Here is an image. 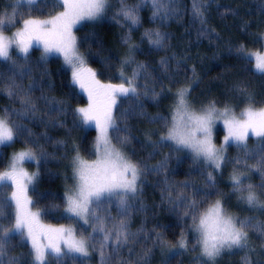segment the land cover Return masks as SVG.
<instances>
[{"label":"trees","instance_id":"obj_1","mask_svg":"<svg viewBox=\"0 0 264 264\" xmlns=\"http://www.w3.org/2000/svg\"><path fill=\"white\" fill-rule=\"evenodd\" d=\"M127 3L135 5L138 0H127ZM172 4L170 15L163 20L152 18L151 3L142 5L139 24L131 26L122 16H117L121 7L119 0H111L109 9L99 22L83 25L74 31L86 66L96 73L101 83L118 84L122 70L129 77L137 70L138 64L146 68L135 81L139 98H121L116 107L119 115L116 123L121 129L127 128L129 140L121 145L113 139V144L147 171L139 181L142 190H138L136 199L129 200L131 209L127 223L136 239L118 253L113 252L109 244L105 249L109 264H201L198 246L193 247L195 235L187 231L192 221L191 217L184 216L186 204L181 195L189 199L193 196L203 198L207 192L214 202L216 193L222 192V202L230 213L241 219L251 218L254 224L264 223V212L250 210L238 203L236 195L231 193L229 176L233 164H226L216 173V187L208 189L206 166L194 163L181 151H175L170 142L160 141L166 132L160 118L167 117L170 124L172 105L179 88L190 86L189 97L197 107L215 100L218 107L231 105L239 115L246 106L245 95L237 90L240 87H245L252 94L256 107L264 106V76L256 73L253 63L245 60L238 51L241 46L248 52L261 51L264 0H172ZM197 9L202 10V15L196 14ZM10 10V0H0V13H10ZM60 10L41 5L33 15L47 18L50 13ZM20 25L10 28L5 35ZM148 30L164 35L163 47L149 43L144 35ZM125 37H130L131 44L136 46L131 52L132 62L127 64L123 63L130 55L129 45L124 43ZM11 55L17 66L0 61V88L3 89L0 91V116L8 110L9 119L17 121L25 131L11 145H0V173L7 169L12 154L29 147L27 141H36L47 158L37 164L38 179L29 191L31 207L34 211L44 210L41 220L47 225H72L77 236L95 235L99 247L101 234H93L91 222L82 227L63 214L65 190L75 184L74 148L79 149L85 160L95 158L96 133L81 123L76 112L85 106V99L58 57L50 55L47 60H42V50L35 47L30 49L27 64L14 48ZM162 61H167V65ZM9 78L35 101L34 115L23 110L19 98L7 95ZM153 90L159 94L156 98L151 96ZM145 91L149 95H144ZM121 113H126L127 117L121 118ZM120 135L123 136L124 132ZM259 140L249 138L247 141L253 153L261 151ZM242 155L237 146H230L225 156L233 160ZM256 158L249 159L248 163L254 164ZM165 163L166 167L163 166ZM237 167L243 168V165ZM245 179L254 185L262 182L260 173L256 171L248 172ZM6 194L11 196L9 182ZM208 206L207 203L202 205L201 210ZM98 215L109 217V225L124 219L115 199L108 205L102 203ZM182 232L189 241L187 251L173 247L178 244ZM158 236L163 237L164 243L157 239ZM249 236L250 246L255 249L249 254L251 264H264L262 238L253 231ZM145 250H150V253L142 258ZM30 251L27 241L21 242L17 237L13 239L9 255L19 258V264H32ZM244 256L240 250L225 252L217 264H244ZM49 264L56 262L50 260ZM63 264H101V256L99 251H91L87 258L65 256Z\"/></svg>","mask_w":264,"mask_h":264},{"label":"snow or ice","instance_id":"obj_2","mask_svg":"<svg viewBox=\"0 0 264 264\" xmlns=\"http://www.w3.org/2000/svg\"><path fill=\"white\" fill-rule=\"evenodd\" d=\"M119 2L121 7L117 16H122L131 26L139 24L142 5L151 3L153 19H166L173 9L172 0H138L135 5H129L127 0ZM49 3L53 10H62L55 14L50 13L47 18L33 15L41 5L48 6ZM10 4V13H0V61L17 66V61L11 55V50L15 48L27 64L30 49L35 43L42 47V60H47L52 54L61 56L71 69L73 82L87 93L88 107L78 108L76 112L81 123L94 124L98 131L94 144L96 158L89 162L81 157L78 148H74L72 165L75 184L65 193V210L84 224L91 222L93 234H101V243L97 247L95 235L81 234L77 237L75 229L71 227L46 225L41 220L44 210L32 211V200L27 195V187L33 183L38 173L29 174L23 164L25 161L39 164L41 159L47 158V154L36 141L29 140L27 143L30 146L15 153L8 169L0 173V264H19V258L9 255L13 239L17 237L21 242L27 241L30 244L32 264H49L50 260L63 264V258L68 253L87 257L91 251H99L101 264H109L105 257V249L109 244L112 245V251L118 253L136 239V234L130 231L127 223L131 209L129 200L136 199L138 190H142V183L138 182L147 171L113 144V139L121 145L129 140L127 128L121 129L117 125L113 110L119 97L131 95L139 98L135 81L146 68L143 64H138L131 78L126 77L122 70L120 83L105 84L86 66L84 57L78 50L73 29L82 20L101 17L109 9L111 0H10ZM196 14L202 15V10L197 9ZM25 15L27 18H24ZM18 23L22 26L11 36L5 35L6 31L16 27ZM144 35L148 37L150 44L164 46V35L161 32L148 30ZM124 43L129 45L130 55L124 61L127 64L132 62L131 52L136 46L131 44L130 37H125ZM238 51L245 60H254L257 72L264 73V53L248 52L243 46ZM162 64L166 66L167 61H162ZM237 90L245 95L246 101V106L239 115L231 105L218 107L215 100L197 107L190 100V86L179 88L172 105L171 125L169 126L167 117L160 118L167 129L166 134L161 135L160 141L171 142L175 151L187 150L194 163L202 161L206 166L208 189L216 187L215 174L226 164H233L229 176L231 193L236 195L238 203L246 205L250 210L264 212V106L256 107L254 97L245 87ZM0 91L3 89L0 88ZM7 95L19 98L23 110L35 114V101L12 78L8 81ZM144 95L149 93L145 91ZM158 95L154 90L151 92L152 98ZM9 116L8 110L0 116V145L11 144L24 135L23 126L10 120ZM126 117V113H121V118ZM217 121H222L227 129V135L219 147L212 138V129ZM122 131L123 136L120 135ZM250 133L261 138L258 141L261 151L258 153H253L248 148ZM230 144H235L243 155L229 160L225 152ZM251 158H256L254 164L248 163ZM239 165H243V168L237 167ZM163 166L166 167V163ZM251 171L260 173L261 184L254 185L245 179ZM8 182L15 189L10 197L6 194ZM216 196L213 202L207 192L203 194V198L193 196L189 199L181 195L186 204L184 216L191 217L192 221L187 231L195 234L193 247L200 246L201 264H217L225 252L232 253L234 250L243 251L244 264H251L249 254L255 249L250 246L249 232L259 234L262 238L261 249L264 250V223L254 224L251 218L241 219L230 213L222 202L224 194L217 192ZM113 199L118 202L120 215L124 219L109 225L110 218L102 217L98 212L102 203L108 205ZM206 203L210 206L201 210V206ZM157 239L164 243L163 237L158 236ZM177 246L188 250L189 241L184 232L181 233L178 244L173 247ZM148 253L150 250H145L142 258Z\"/></svg>","mask_w":264,"mask_h":264},{"label":"rangeland","instance_id":"obj_3","mask_svg":"<svg viewBox=\"0 0 264 264\" xmlns=\"http://www.w3.org/2000/svg\"><path fill=\"white\" fill-rule=\"evenodd\" d=\"M46 8H48V9H52L53 10V8L51 7V4L49 3V5L48 6H46ZM62 10V9H61ZM11 11V10H10ZM104 16V14L101 16V17H99V18H97V19H94V20H87V19H85V20H82L79 24H77L76 26H75V28L73 29V34H74V31L77 29V28H79V27H81V26H83V25H86V24H95V23H97V22H99L101 19H102V17ZM20 26H22V25H20ZM17 29H15V30H13L11 33H9L8 34V36H11L12 35V33L14 32V31H16ZM261 45H262V48H261V51L260 52H262V53H264V35L261 37ZM33 47H35V48H38V49H40V50H42V47L41 46H38V45H36L35 43L33 44ZM14 50H16L15 48H14ZM53 56H55V57H58L60 60H61V62H62V64L64 65V67L67 69V71L70 73V76H71V80H72V72H71V69H70V67L69 66H67L65 63H64V61H63V58L61 57V56H59L58 54H52ZM252 63H253V68H254V71L256 72V73H258V74H261V75H263L264 76V73H259V72H257L256 70H255V66H254V60H250ZM124 63V62H123ZM123 69H124V67H123ZM124 72V71H123ZM124 75L126 76V77H128V75L126 74V72H124ZM119 76H120V78H121V73L119 74ZM129 78H131V76H129ZM72 82H73V80H72ZM121 82V80L118 82V83H120ZM73 84L75 85V87L77 88V90L79 91V93L84 97V99H85V108L86 107H88V103H89V101H88V96H87V93L86 92H84L83 90H81L80 89V87L77 85V84H75L74 82H73ZM129 96H131V95H129ZM121 98H124V97H119L118 98V100H117V105H116V107L118 106V103H119V101H120V99ZM116 107L114 108V110H113V115H114V117H118L119 115H118V112H116ZM114 111H115V113H114ZM171 125V122H170V124H169V126ZM85 126H87V127H89V128H91V129H93L94 131H95V133H96V138H97V136H98V131H97V129L95 128V125L94 124H89V125H85ZM166 131H167V129H166ZM165 134H166V132H165ZM227 135V129L224 127V125H223V123H222V121H217L215 124H214V126H213V129H212V138H213V141H214V143H216V145L219 147L221 144H222V142H223V139H224V137ZM249 138H253V139H255V140H257V139H261V138H257V137H255V136H253L251 133L249 134ZM249 138H248V140H249ZM247 140V141H248ZM171 143V142H170ZM12 144V143H11ZM11 144H5L4 146H8V145H11ZM172 146L173 147H175L173 144H172ZM230 146H236L235 144H230L229 146H228V148L230 147ZM228 148H227V150H228ZM95 150V149H94ZM182 153H184L185 155H187L188 157H190L191 159H192V155H191V153L190 152H188L187 150H185V151H181ZM227 152V151H226ZM226 152H225V155H226ZM13 155L14 154H12L11 155V157L9 158V164H10V161H11V159H12V157H13ZM95 158H96V156H95ZM94 158V159H95ZM93 159V160H94ZM193 160V159H192ZM89 162H91V161H89ZM200 163H203L202 161L200 162ZM9 164H8V167H9ZM30 166H29V165ZM31 165H32V167H31ZM8 167H7V169H8ZM23 167H24V169H25V171L26 172H28L29 174H33V173H38V167H37V163L36 162H34V161H25L24 162V164H23ZM6 169V170H7ZM61 174V173H60ZM61 176V178H62V180H64V178H63V174H61L60 175ZM37 179H38V175L36 176V179L33 181V183L32 184H30V185H28V187H27V195H28V197H29V191H30V189L31 188H33L34 186H35V184H36V182H37ZM139 183V182H138ZM9 184L11 185V183L9 182ZM72 186H68L67 188H66V190H65V193H66V191L69 189V188H71ZM15 189H14V187L11 185V193H12V191H14ZM30 198V197H29ZM31 207V206H30ZM32 208V207H31ZM66 197H65V207H64V209H63V214H64V216H65V218H67V219H71L72 218V220H74V221H76V222H78V223H80L81 225H82V227L84 226V227H86L88 224H84V222L82 221V220H78V218H76V217H73V216H71L69 213H67L66 212ZM32 211H34V209L32 208ZM43 222V221H42ZM71 224H72V222H70ZM45 224V223H44ZM47 225V224H46ZM53 227H61V226H53ZM63 227H71V228H73V229H75L72 225H69V226H63ZM195 235V234H194ZM77 237H79V236H77ZM28 243V242H27ZM28 245L30 246V244L28 243ZM198 246V250H199V252H200V246L199 245H197ZM62 247H63V245H62ZM30 249H31V246H30ZM66 256H72V257H79V258H83L82 256H80L79 254H75V253H68V254H66Z\"/></svg>","mask_w":264,"mask_h":264},{"label":"crops","instance_id":"obj_4","mask_svg":"<svg viewBox=\"0 0 264 264\" xmlns=\"http://www.w3.org/2000/svg\"><path fill=\"white\" fill-rule=\"evenodd\" d=\"M77 235V234H76ZM88 257V256H87ZM87 257H83V258H87Z\"/></svg>","mask_w":264,"mask_h":264}]
</instances>
